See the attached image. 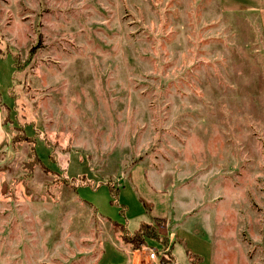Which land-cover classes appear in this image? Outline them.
<instances>
[{"label":"rangeland","instance_id":"obj_1","mask_svg":"<svg viewBox=\"0 0 264 264\" xmlns=\"http://www.w3.org/2000/svg\"><path fill=\"white\" fill-rule=\"evenodd\" d=\"M136 165L169 195L166 219L141 184L143 202L121 190ZM139 253L264 264V13L0 0V264Z\"/></svg>","mask_w":264,"mask_h":264},{"label":"crops","instance_id":"obj_2","mask_svg":"<svg viewBox=\"0 0 264 264\" xmlns=\"http://www.w3.org/2000/svg\"><path fill=\"white\" fill-rule=\"evenodd\" d=\"M217 5L220 7L221 12L224 13H232V14H260L262 15L264 13V0H216ZM139 180V183L137 182ZM139 184H141L147 194L151 195L150 198L146 197L139 193ZM128 187L131 190L135 191L137 197L143 202L142 198L144 197L146 199L144 203L145 208L146 205L150 206L148 213H150L151 220L153 219H166L169 215V195L166 191L159 187H155L150 183L149 177L147 178L145 175V170L140 165H136L133 168H131V171L127 177V180H125V183H123L122 188ZM119 190V192L121 191ZM147 210V208H146ZM110 220V219H107ZM111 221V220H110ZM149 221V222H150ZM121 223V222H119ZM123 224V223H121ZM145 224V223H143ZM142 224V225H143ZM185 237V236H184ZM183 237V238H184ZM186 236L184 239H187ZM199 241H196L197 244L203 245L202 243H198ZM117 252V251H116ZM129 252V251H127ZM118 253V252H117ZM120 255L123 254V257L125 258L124 253H119ZM117 258V257H115ZM133 264H140V253L133 256ZM118 260V259H117ZM125 262L124 259V263Z\"/></svg>","mask_w":264,"mask_h":264},{"label":"trees","instance_id":"obj_3","mask_svg":"<svg viewBox=\"0 0 264 264\" xmlns=\"http://www.w3.org/2000/svg\"><path fill=\"white\" fill-rule=\"evenodd\" d=\"M148 209V208H147ZM158 221H160V220H158ZM113 223H116V225L118 226H121V227H123V225L125 226V224H121V223H119V222H117V221H113ZM146 227V225L145 224H143V225H141V227L135 232V233H133L132 235H134V236H137L138 237V235H142V231H143V228H145ZM125 228H126V226H125ZM127 229V228H126ZM128 231V230H127ZM144 237V236H143Z\"/></svg>","mask_w":264,"mask_h":264},{"label":"built area","instance_id":"obj_4","mask_svg":"<svg viewBox=\"0 0 264 264\" xmlns=\"http://www.w3.org/2000/svg\"><path fill=\"white\" fill-rule=\"evenodd\" d=\"M150 258L152 260H155L156 259V253L155 252L151 253Z\"/></svg>","mask_w":264,"mask_h":264}]
</instances>
